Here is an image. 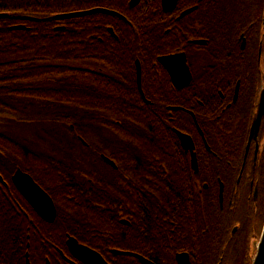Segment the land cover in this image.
Here are the masks:
<instances>
[{
  "label": "flooded vegetation",
  "instance_id": "1",
  "mask_svg": "<svg viewBox=\"0 0 264 264\" xmlns=\"http://www.w3.org/2000/svg\"><path fill=\"white\" fill-rule=\"evenodd\" d=\"M141 1L147 7L151 5L152 11L141 23L138 13L132 14L130 21H124L130 28L122 29L129 43L112 45L129 59L119 63L87 60L85 68L87 74L98 75L111 84L110 88L131 83L133 95L144 103L153 105L160 96L157 109L167 115L182 149L181 156L164 158L162 184H168L169 161L173 159L177 177L187 188L188 201L195 204L196 228L190 234L183 229L171 239L165 237L162 264H179L177 254L182 252L188 255L190 264H251L264 223V0H174L172 5L166 0L165 7L163 0H137L133 6ZM156 4L159 11L153 10ZM107 30V37L118 38L112 26ZM177 131L190 136L192 147L183 146ZM83 143L89 153L88 142ZM105 151L118 156H108L114 162L111 164L104 153H99L105 163L98 169H114L112 208L118 219L111 236L117 241H131L130 248L108 250L117 257H134L133 264L144 263L128 252L157 264L153 259L154 231L146 230L148 240L139 242L143 228L153 224L139 218L138 208L145 199L165 209L167 194L161 191L164 198H149L146 193L153 190L139 186L134 174L127 171V158L121 156L123 148L118 145ZM16 169L7 180L0 179L12 185L37 213L12 180ZM29 174L51 197L56 216L52 182ZM84 179L92 181L90 176ZM41 218L48 230L37 240L48 246L38 253L46 264H85L72 253V239L105 258L102 251L89 244L96 237L92 227ZM154 222L163 226L169 220L163 217Z\"/></svg>",
  "mask_w": 264,
  "mask_h": 264
},
{
  "label": "trees",
  "instance_id": "2",
  "mask_svg": "<svg viewBox=\"0 0 264 264\" xmlns=\"http://www.w3.org/2000/svg\"><path fill=\"white\" fill-rule=\"evenodd\" d=\"M94 6L114 9L125 17L99 11L54 17ZM150 7L143 1L131 6L128 0H0V12H4L0 15V177L7 180L19 167L51 181L57 200L54 221L92 227L97 238L89 244L112 264L135 262L134 257H117L108 250L131 246L130 239L117 241L111 236L118 219L112 208L114 169L96 167L105 163L100 152L117 156L105 151L112 146L123 148L127 171L134 174L139 186L153 190L146 193L149 198L156 200L167 194L169 199L168 205L163 203L165 209L145 199L138 208L139 218L153 224L143 228L139 242L148 240L146 230L154 231L153 259L157 264H162L166 236L171 239L183 229L190 234L196 228L195 204L188 201L187 188L177 177L173 159L169 161L168 184H162L164 158L183 153L167 115L157 109L160 96L153 105L144 103L133 95L131 83L110 88L111 84L87 74L85 68L87 60L119 63L129 59L112 45L128 44L122 29L130 24L124 21H130L135 13L140 23L145 21ZM158 7L156 4L153 10L159 11ZM14 24L24 27H11ZM109 25L119 33L117 39L107 37ZM92 126L104 128L107 136L100 135L97 143L86 130ZM83 141L88 142L89 153H84ZM85 164L97 165L89 170ZM101 170H106L105 177L95 175ZM87 176L92 178L90 183L85 182ZM163 217L169 223L155 226L153 221ZM47 226L17 190L0 179V264H25L26 253L30 264H46L38 251L48 245L37 238Z\"/></svg>",
  "mask_w": 264,
  "mask_h": 264
},
{
  "label": "water",
  "instance_id": "3",
  "mask_svg": "<svg viewBox=\"0 0 264 264\" xmlns=\"http://www.w3.org/2000/svg\"><path fill=\"white\" fill-rule=\"evenodd\" d=\"M168 1V0H167ZM174 0H171V5ZM137 0H129V4L133 6L136 4ZM163 6L166 5V0H163ZM104 12V13H113L118 16H123L120 12L106 8L103 6H94L86 9H79V10H72L62 13H57L54 15L55 18H65V17H72L92 12ZM4 12H0V15H3ZM11 27L13 28H22L24 27L23 24H14ZM63 26H56V28H62ZM112 29L111 27L109 28ZM163 57H160L162 59ZM163 60V59H162ZM178 136L181 139V142L185 148L187 146L192 147V140L189 135L177 131ZM189 142V143H188ZM194 156V154H192ZM104 158L110 162L111 164H114L113 160H111L109 157L104 156ZM193 165L195 166L194 160ZM12 180L14 181L16 187L19 189V191L27 198V200L30 202V204L34 207V209L37 211V213L43 217L46 220H53L55 216V205L49 196V194L37 183L34 181L32 176L21 170L20 168H17L12 175ZM70 249L72 253L82 260L85 264H110L105 260V258L95 249L83 244L79 243L76 239H72L69 242ZM114 252H123L121 250L113 249ZM130 254H133L138 257V259L144 263V264H154L151 260L145 258L144 256L134 253V252H128ZM177 261L179 264H190L188 255L184 252L177 254ZM25 264H30L28 253H26V261ZM251 264H264V223L262 227V231L260 234V237L255 245V252L251 261Z\"/></svg>",
  "mask_w": 264,
  "mask_h": 264
},
{
  "label": "rangeland",
  "instance_id": "4",
  "mask_svg": "<svg viewBox=\"0 0 264 264\" xmlns=\"http://www.w3.org/2000/svg\"><path fill=\"white\" fill-rule=\"evenodd\" d=\"M86 130H87V133L90 135V137H92L94 139V141H96L97 143L99 142L98 138H99L100 135L107 136L106 131L104 130V128H101L99 126L98 127L97 126L86 127ZM84 153L86 154V151H84ZM96 165L97 164H94V166H96ZM99 165H101V164H99ZM94 166H90L88 164H85V167H88L87 169H89V170H90V167L93 168ZM96 167L98 168V165ZM100 172L103 173L102 176H105L104 174H105L106 170H104V171L101 170Z\"/></svg>",
  "mask_w": 264,
  "mask_h": 264
}]
</instances>
